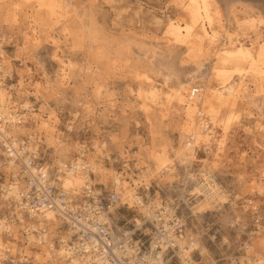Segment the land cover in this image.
<instances>
[{
    "label": "rangeland",
    "instance_id": "obj_1",
    "mask_svg": "<svg viewBox=\"0 0 264 264\" xmlns=\"http://www.w3.org/2000/svg\"><path fill=\"white\" fill-rule=\"evenodd\" d=\"M263 4L214 0L215 26L209 31L218 40L193 58L188 45L168 33L172 22L189 23L188 0H0V66L9 77L11 103L29 114L23 134L37 139L54 178L63 154L66 166L89 164L93 184L104 194L114 191L118 177L132 185L143 182L138 194L144 202L157 200L154 212L171 208L188 224L187 236H196L193 264H264ZM85 25L96 43L81 32ZM251 56L258 57L254 67ZM167 65L205 83L226 70L237 87L222 103L211 100L218 110L212 120L205 96L192 101L191 88L181 96L175 83L160 76ZM211 81L207 92L213 94L217 79ZM189 102L195 104L193 115L204 113L197 117L200 131L206 120L211 125L210 140L193 148V165L190 155L186 163L176 158L182 128L189 126ZM205 165L229 195L224 202L205 203L202 196L200 205L190 193L205 178L197 171ZM120 199L115 225L142 223L144 214ZM19 245L12 246L13 254L22 247L35 256L27 264L45 261L36 246Z\"/></svg>",
    "mask_w": 264,
    "mask_h": 264
},
{
    "label": "built area",
    "instance_id": "obj_2",
    "mask_svg": "<svg viewBox=\"0 0 264 264\" xmlns=\"http://www.w3.org/2000/svg\"><path fill=\"white\" fill-rule=\"evenodd\" d=\"M8 79L0 66V85L6 87ZM196 93L199 89H193L192 94ZM9 109L8 116L0 108V264H27L31 258L24 248L12 252V246L19 243L45 247L53 253L63 246L65 255L56 264H181V259H194L199 253L192 249L196 240L187 236L188 224L179 215L167 223L145 216L141 225L128 228L123 224L125 227L117 231L114 215L119 211L120 195L116 190L104 194L88 180L92 170L85 162L76 161L57 170L64 177L68 172L87 173L81 197L55 185L41 150L29 149V140L20 142L12 135L11 124H5L14 115L20 116L19 122L24 121L26 110ZM190 137L189 142L195 145V138ZM16 183H20L18 190ZM12 191H17L14 197ZM50 213L61 225L54 227L46 218L42 225L27 221L28 217ZM146 229L151 231L146 234ZM151 234L156 235L153 240Z\"/></svg>",
    "mask_w": 264,
    "mask_h": 264
},
{
    "label": "bare ground",
    "instance_id": "obj_3",
    "mask_svg": "<svg viewBox=\"0 0 264 264\" xmlns=\"http://www.w3.org/2000/svg\"><path fill=\"white\" fill-rule=\"evenodd\" d=\"M188 1H189V5L187 7V11H188V14H190L189 15L190 16L189 23L181 24V23L172 22L169 25V30H168L169 32L168 33H169V36L171 38H173L175 41L181 42V43L183 42V44L184 43L187 44L188 48L191 50V55H190V53H189V55L194 58V57H198L200 52L203 51L205 48H210L212 45L215 46V44L218 40V37L215 36V33L211 32V31H213L214 26H215V23H214L215 20L213 19L212 14H211L212 7L214 5V0H188ZM81 22H83V21H81ZM83 24H84V22H83ZM198 25L200 26L199 30H201V32H203L202 37H199L198 36L199 34L197 35V33H196V30H198V29H196ZM85 26L84 27L81 26L82 28H80V29L84 28V30H81V32L86 33L88 41H90L91 43L92 42L96 43L97 39H96L95 35L93 34L91 27L90 26L85 27ZM76 28H78V27H76ZM210 29H211V31H209ZM38 32L39 31H37L36 36L40 35V33L38 35ZM37 39H35V41ZM206 42H207V44H206ZM213 49H214V47H213ZM261 49L264 52V47ZM250 52H251V50H250ZM243 54H245V53H243ZM248 54L250 56L249 52H248ZM251 55H253V54H251ZM166 58H167L166 55H164L162 58L160 57V59L156 58L157 59L156 62H158L157 65L162 66V62H163L162 59H166ZM256 59H254L251 56V67H254V65L257 64ZM156 62H154V64H156ZM139 67H137V68L139 69ZM162 69H160V71H161L160 76L162 75L165 78V80L168 82L175 83L179 88L178 89L179 95L183 96L182 93L188 92V90L191 88L190 98L192 101L194 100L195 97L198 98L195 100V102L197 100H198V102L200 100H202L204 98L203 96L206 97V99L209 101V108H211L210 112H211L212 120L213 119L215 120L216 117H218L217 116L218 110L216 109L217 107L216 108L214 107L211 100H213V98L215 97V99L217 98V101L219 100L221 102L222 98L224 97V95L226 93H232L234 91V88L237 87L235 84L236 83L235 79H233L232 76H229V75L227 76L226 70L216 71L214 74L210 75V80L208 81V83H205L204 81H199L196 77H185V75H183V71L180 68L178 69L177 67H175V65H169V66L167 65V67H165V71H163ZM237 76L238 77L240 76L242 78V76L240 74ZM214 77L217 79V86L213 90L214 92L212 94V93L207 92V87L210 86V84L212 82L211 78L214 79ZM67 78H68L67 75L62 76V79H64V80H68ZM194 87H198V88H194ZM193 89H199V93H196L193 95L192 94ZM6 93L8 94V96L6 95ZM13 97L14 96L9 94L8 89L6 87H4V85H0V108L3 109L6 113V115H8V116L11 115L9 108L11 106H15V105H13L14 103H11ZM143 100H146V98L143 97ZM194 105L192 104V102L187 103L186 110H187L188 116H189V120H187V124L189 126H185V127L183 126L184 128H182L183 130L180 133V144H179L181 146V148L176 153V158L180 162H183V163L187 162V160H188L187 156L190 155L192 157V159L189 160V161H192V162H190V165H193L194 161L196 160V157L194 156L195 150L193 148L195 146H199L201 143H203L205 141H209L211 138V136H210L211 132H209V128L211 125H210L209 121H207V120L205 122L203 121L204 124L202 127L203 128L202 131H200V128L196 126L198 123L197 117L204 116V113L201 111V112H198L195 115H193ZM7 112H9V113H7ZM14 112H16V111H14ZM14 112H12V115L15 114ZM25 114L26 115H23L24 121L19 122V120H21L20 116L14 115L13 117L7 118L5 120V124H9V123L11 124V126H10L11 131H12L11 133L20 142H24L25 139L29 140V144H28L29 149H33V147L38 149V145L36 143L37 139L34 136H31V134L30 135L23 134V133H25V131H24V128H22V126L25 125L26 118L29 115L28 113H25ZM195 117L197 119L194 123L195 125H191V123L193 122L192 119ZM5 131H6V129H5ZM191 132L195 133V137L194 136H192V137H194L196 139L198 137V141L195 143V145L191 144L189 142V140H187V138H190L189 135ZM65 157H67V156H63V154H61V155H59V159L57 160V164L59 166L64 167V168L66 166V164L63 162L65 160ZM79 162H84V161H79ZM85 165L88 166L90 170H92L91 166L89 164L86 163ZM194 171H196V169L193 170V172ZM197 171L200 174H203L205 177L202 181L197 182V185H199V186H197V187L193 186L191 191H190V193H192V194L195 193V195L197 196V198H196L197 203H199V204L201 203V198H199V197H202V196L205 197V200H204L205 203H207V202L211 203L212 201H214L216 199L224 202L228 198L229 195H227V193L224 192V190L221 186H218V183L216 182L215 178L213 177V175H211L212 174L211 168L208 165H205ZM86 175H87V173H85V172H80V173H76V174L68 172L67 175L64 177V176L60 175V173H57L56 174L57 177H55V179H54V182H55L54 184L57 186H62V188L65 189L67 192H70L71 194H74L76 196L81 197L82 187H84L85 181L88 179ZM190 178L192 179V181H195L197 179V178H195V176L193 174H190ZM88 180L92 181V179H88ZM140 183L143 184V182H138V180H134V185H132V184H130V182L123 181L118 177L114 180L113 184L115 187L114 190H116L119 193L120 198H122V200L124 201L123 203L129 204L130 205L129 208H135V206H136L139 209L138 211H140L142 214H144V216H148L152 220L156 219V221H158L159 223H161V222L167 223L168 219L170 217H175L174 211L171 210V208H169V207H163V209L160 208V209H158V211L154 212L152 210V208L155 207L157 200H154L153 203H150L147 205L144 202L143 197L140 196V194H138V188L143 186V185L140 186L139 185ZM16 184H17L16 187L18 190L20 187V183H16ZM216 185H217V187H216ZM16 192L17 191L11 192L13 197L16 195ZM209 205H211V204H209ZM209 205H206L207 208L211 207ZM149 210H151L152 212H149ZM164 210H166V212H164ZM45 218H46V220H48V223L54 225V227L61 225V222L56 220L54 218V215L51 213L47 214L46 216L40 215V216H37L35 218L28 217L27 221L29 224H32V223L37 221L42 225L46 221ZM21 220L25 221L23 218H21ZM143 222L144 221L142 220V223ZM142 223H137L136 226H139ZM121 230L122 229L118 228V226H117V231H121ZM146 230H149V229H146ZM195 237H193V239H195ZM197 246H199V245H198V242L196 240V245L194 247H192V249H198L199 250V248ZM34 249H36L35 252H39V254L45 255L44 256L45 261L42 264H56V262L59 261V259H61L63 257V255H65V248L63 246L60 248V250L56 251V253H53V251L46 249L45 247H38L37 246ZM161 253L164 254V251H161ZM55 256H56V258H55ZM30 257H35V256H30ZM37 258L40 259L39 255L37 256ZM181 261H182V264H193V260L190 256L189 257L186 256V258L181 259Z\"/></svg>",
    "mask_w": 264,
    "mask_h": 264
},
{
    "label": "crops",
    "instance_id": "obj_4",
    "mask_svg": "<svg viewBox=\"0 0 264 264\" xmlns=\"http://www.w3.org/2000/svg\"><path fill=\"white\" fill-rule=\"evenodd\" d=\"M142 222V221H141Z\"/></svg>",
    "mask_w": 264,
    "mask_h": 264
}]
</instances>
